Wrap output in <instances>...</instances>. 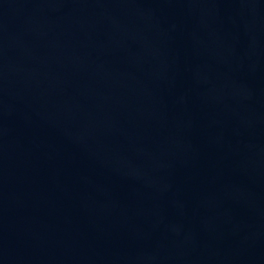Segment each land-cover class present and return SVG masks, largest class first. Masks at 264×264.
Listing matches in <instances>:
<instances>
[{
    "label": "water",
    "instance_id": "water-1",
    "mask_svg": "<svg viewBox=\"0 0 264 264\" xmlns=\"http://www.w3.org/2000/svg\"><path fill=\"white\" fill-rule=\"evenodd\" d=\"M0 264H264V0H0Z\"/></svg>",
    "mask_w": 264,
    "mask_h": 264
}]
</instances>
